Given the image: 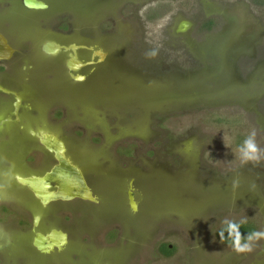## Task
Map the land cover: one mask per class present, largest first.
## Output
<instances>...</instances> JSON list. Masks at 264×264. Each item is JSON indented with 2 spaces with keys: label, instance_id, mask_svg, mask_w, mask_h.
<instances>
[{
  "label": "rangeland",
  "instance_id": "1",
  "mask_svg": "<svg viewBox=\"0 0 264 264\" xmlns=\"http://www.w3.org/2000/svg\"><path fill=\"white\" fill-rule=\"evenodd\" d=\"M43 1L31 10L0 0V29L10 17L13 42L34 49L40 65L39 86L31 74L22 81L23 120L66 141L99 198L84 203L99 221L81 232V215L46 217L52 203L24 200L46 229L70 234L62 261L40 255V264H264V0ZM64 34L83 60L86 46L107 55L83 81L64 52L44 53ZM30 138L11 135L0 158L22 163ZM233 221L256 226L239 246L215 236ZM11 236L0 264H39L16 261L30 256L29 234ZM88 246L92 261H70Z\"/></svg>",
  "mask_w": 264,
  "mask_h": 264
},
{
  "label": "flooded vegetation",
  "instance_id": "2",
  "mask_svg": "<svg viewBox=\"0 0 264 264\" xmlns=\"http://www.w3.org/2000/svg\"><path fill=\"white\" fill-rule=\"evenodd\" d=\"M22 6L23 0H20ZM10 6V5H9ZM25 7V6H24ZM27 8V7H25ZM30 9V8H27ZM31 10H41V9H31ZM10 17H6L2 20L1 24L9 26L7 33L0 29V33H2L6 39L8 44L12 47L13 53L8 59H1L0 60V145H1V152L2 154L11 153L4 152V144L8 140V137L11 135H17L20 132L25 131L31 138L30 141H27V146L25 147V155L22 159V163L18 162V159H14V155L9 154L8 157L3 156L0 158V167L2 175L0 176V237H2L3 241L0 239V245L2 247H7L11 244L12 236L11 232L19 233H28V244L30 247L29 258L25 259L19 258L16 261H39L40 264V255L49 256V260L45 261H62L59 258V254L65 250L69 243V232L65 228H60L54 225H51L46 229L48 223L44 222V219L40 217L38 212L29 210L27 207H24V200H31L34 206L39 209L41 208H50V203L47 205H42L40 200L34 195L33 191L29 188L27 184H24L20 181V179H29L35 176L39 177L40 175L44 174L47 170H49L55 163L56 159L53 156V153L48 151L44 145L40 141V134L41 133H49L53 134L59 139H61L66 147V156L77 165L83 172L88 185L90 186L93 194L96 196L97 201H88L83 200L80 198H75L68 201H54L51 202L54 206L49 210L46 217L56 218V216H60L61 214L73 213L71 216V220L78 215L82 216L81 221V232H84L88 229L91 225L93 226L94 223H98V219L92 213V211L85 209L84 203L86 202H93L96 204L99 201L92 184L83 171L79 162H77L71 155L68 154L67 147L68 144L66 141L59 136V134L55 133L51 130V128H47L42 124V121L39 119H33L30 123H27L23 120V110L25 106V100L23 96V86L22 81L24 79H28V76L31 74L32 78L34 79L38 86L40 84V65L39 68L36 69L34 64L33 57L34 52L25 46L23 41L19 42L20 44H15L12 40L11 35L15 33L12 32V27L17 28V26L13 25L8 19ZM40 21V20H39ZM19 25V24H18ZM23 28V26L21 25ZM24 29V28H23ZM15 30V29H14ZM22 29H16L15 31H20ZM14 31V32H15ZM67 32V31H66ZM19 34V33H18ZM63 35V34H62ZM65 35V34H64ZM21 38L23 37L20 35ZM66 40L56 41L59 42L60 46L62 47L57 54L64 52L66 54L65 58L66 61L71 60V58L76 55V57L83 62V66L76 70H69L71 76H82V80H76L77 82L83 81L86 78V74L84 72V68L91 66V70L95 68V66L99 65V63L105 61L107 55L105 52L101 50H96L93 48H89L86 46V49L90 51L89 59L83 60L78 56L77 47L78 44L74 41H69L68 34L65 35ZM23 39V38H22ZM27 42V39H25ZM72 46H75L73 49ZM44 52V51H43ZM45 55H57V54H49L44 52ZM94 55V56H93ZM93 59V60H91ZM87 73V72H86ZM23 79V80H22ZM59 121V120H58ZM46 122H49L46 119ZM56 123V121H54ZM50 123V122H49ZM20 146V145H18ZM53 159V163L44 170L45 161H49V159ZM42 168V170H41ZM7 178V180L5 179ZM74 200H78L79 204H74L75 206L71 207V202ZM58 204V206H57ZM56 205V206H55ZM64 205V206H63ZM55 207V208H54ZM37 211V210H36ZM4 216V218H3ZM6 220V222H5ZM96 220V221H95ZM6 223L7 227L1 226L2 223ZM73 222V221H71ZM136 224V223H135ZM134 228V226H133ZM52 229L62 230L67 234L68 243L62 250L55 249L54 251L44 254L41 253L33 244L36 235L39 233L45 234L49 233ZM80 248V247H79ZM93 246H88L85 249H75L74 253H72L73 259L69 258L70 261H92L93 255H90L95 252ZM78 250L79 252H76ZM57 254V255H56ZM55 255L54 257H51ZM88 255H90L88 257ZM13 258H8L7 261H12ZM108 263L111 264L108 260H104V262L100 263ZM27 264H32L27 263Z\"/></svg>",
  "mask_w": 264,
  "mask_h": 264
},
{
  "label": "water",
  "instance_id": "3",
  "mask_svg": "<svg viewBox=\"0 0 264 264\" xmlns=\"http://www.w3.org/2000/svg\"><path fill=\"white\" fill-rule=\"evenodd\" d=\"M25 7L30 9H45L47 3L43 0H23ZM62 47L47 43L44 51L49 54H57ZM74 49L75 46H72ZM13 53L12 47L8 44L6 37L0 33V60L8 59ZM76 55L68 61L69 70H76L83 66ZM75 80H82V76H73ZM40 141L44 147L53 153L56 163L44 174L39 177L35 176L29 179H20L27 184L33 191L34 195L40 200L42 205H47L54 201H68L80 198L88 201H97L93 194L82 170L72 163L66 156V147L64 142L53 134L47 132L40 135ZM130 194V202L135 210L137 205L132 192ZM68 243L67 234L62 230L52 229L49 233H38L34 239V246L44 254H48L55 249L62 250ZM108 264V263H103Z\"/></svg>",
  "mask_w": 264,
  "mask_h": 264
},
{
  "label": "trees",
  "instance_id": "4",
  "mask_svg": "<svg viewBox=\"0 0 264 264\" xmlns=\"http://www.w3.org/2000/svg\"><path fill=\"white\" fill-rule=\"evenodd\" d=\"M256 231V226L250 222L233 221L222 224L216 231V238L230 246H239L251 239ZM161 252L169 254L171 250L163 247Z\"/></svg>",
  "mask_w": 264,
  "mask_h": 264
}]
</instances>
